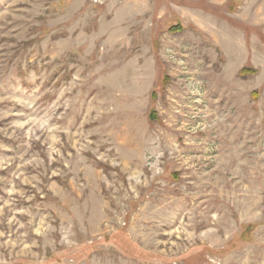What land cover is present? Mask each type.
<instances>
[{"label": "rangeland", "instance_id": "rangeland-1", "mask_svg": "<svg viewBox=\"0 0 264 264\" xmlns=\"http://www.w3.org/2000/svg\"><path fill=\"white\" fill-rule=\"evenodd\" d=\"M0 264H264V0H0Z\"/></svg>", "mask_w": 264, "mask_h": 264}, {"label": "trees", "instance_id": "trees-1", "mask_svg": "<svg viewBox=\"0 0 264 264\" xmlns=\"http://www.w3.org/2000/svg\"><path fill=\"white\" fill-rule=\"evenodd\" d=\"M179 29H181L180 28V26H174L173 28H170V30H172V31H176V30H179ZM248 69H246V68H242L241 70H240V73H244V72H246Z\"/></svg>", "mask_w": 264, "mask_h": 264}]
</instances>
